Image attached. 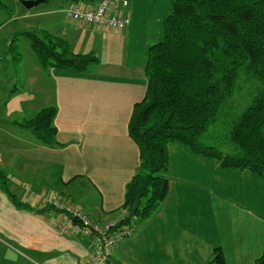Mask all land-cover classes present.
<instances>
[{"label":"crops","instance_id":"1","mask_svg":"<svg viewBox=\"0 0 264 264\" xmlns=\"http://www.w3.org/2000/svg\"><path fill=\"white\" fill-rule=\"evenodd\" d=\"M128 1L122 14L131 23L122 33L68 20V27L61 28L53 23L61 12L50 9L19 10L21 15L7 22L44 18L50 27L33 24L32 31L65 40L75 54L92 53L98 64L86 73L46 69L30 43L19 75L11 71L15 87L0 90V170L7 175L6 183L0 180V264L91 260L92 239L76 231L60 234L67 214L37 212L57 199L101 224L120 223L130 215L123 206L140 167V151L128 125L134 105L145 97L148 50L160 36L161 16L155 33L141 17L138 1ZM169 11L166 0L162 14H168L162 20ZM2 12L0 7V28ZM22 33L10 32L0 61L7 60ZM45 108L56 109V148L18 125ZM168 180L166 200L151 218H138L135 233L114 251L116 264H210L216 249L225 264H255L264 257V182L258 175L224 168L171 144ZM10 196L33 210L15 206Z\"/></svg>","mask_w":264,"mask_h":264},{"label":"trees","instance_id":"2","mask_svg":"<svg viewBox=\"0 0 264 264\" xmlns=\"http://www.w3.org/2000/svg\"><path fill=\"white\" fill-rule=\"evenodd\" d=\"M87 1L94 5L101 0H74ZM168 1L162 33L148 50L145 97L134 105L128 125L140 151V167L126 188L123 208L130 214L141 195L135 216L141 220L151 218L168 196L171 144H181L224 168L252 172L264 182V0ZM0 7L5 9L2 2ZM19 36L29 40L46 69L86 73L98 64L94 54H75L65 40L46 31ZM247 86L249 105L231 115L230 103ZM55 116L56 109L45 108L18 125L44 146L56 148ZM6 179L0 170V180ZM10 198L15 206L33 210ZM52 210L70 218L52 203L37 212ZM130 222L128 216L115 224ZM210 264H225L220 249ZM255 264H264V257Z\"/></svg>","mask_w":264,"mask_h":264},{"label":"built area","instance_id":"3","mask_svg":"<svg viewBox=\"0 0 264 264\" xmlns=\"http://www.w3.org/2000/svg\"><path fill=\"white\" fill-rule=\"evenodd\" d=\"M128 7V0H101L94 5H71L64 10V14L70 22L94 26L104 31L122 33L131 23L130 18L122 14V11ZM52 204L60 210L66 211L70 216L68 223L59 229L61 235L76 231L92 239L94 254L91 260L85 264H116L113 259L115 249L122 241L135 233L134 227L131 226L119 227L115 223L95 222L86 214L61 200L57 199Z\"/></svg>","mask_w":264,"mask_h":264},{"label":"rangeland","instance_id":"4","mask_svg":"<svg viewBox=\"0 0 264 264\" xmlns=\"http://www.w3.org/2000/svg\"><path fill=\"white\" fill-rule=\"evenodd\" d=\"M2 4L4 5L3 12L1 14L2 19V27L0 28V56L3 55L4 50L1 48V46L4 45L6 38L9 37V34L12 30H16V32H28L34 30L32 27L33 24H35L36 28H46L48 23L41 20V18H38L36 21H30L24 22V21H18L17 23H10L8 24V20L15 19L16 17H19V10L22 12L27 11H46V10H54L61 12L60 14H57L55 17V20L53 23H55L57 26L63 28L68 27V22L64 14V10L68 9L71 5L76 4L74 0H51L48 1L45 4H42L38 6L37 8H34L32 10H26L17 0H0ZM139 5V10L141 12V17L143 15V20L146 19V21L149 22V27L151 26L152 30L156 33L157 32V23L159 21V16H161V22H160V34L162 33V23H163V17L166 16L168 13H163L162 10L165 5L166 0H137ZM81 3V2H80ZM163 7V8H161ZM161 12L159 14L158 12ZM47 21V20H45ZM50 27V25L47 27V29ZM51 32H53L51 30ZM17 43L13 44V49L9 50L10 56H8L6 61H0V90L4 87V89L9 90L10 86L15 87V77L13 78V82L11 81L13 77V73L11 74L12 69L19 75V70L22 69L21 64L24 62L26 58H28L30 53V42L21 36H18ZM11 51V52H10ZM24 58V59H22ZM19 77V76H18ZM248 86L246 87V90L243 91V93L238 94L234 100L230 103L231 108L233 105V109L231 110V115L235 116L237 112L243 111L250 102L249 98V89L247 90ZM8 92V91H7ZM7 92H5V95H7ZM1 95V94H0ZM8 111V107H5ZM3 112L0 110V114ZM20 119V118H18ZM141 222L138 220V218L131 219L130 226L135 227L137 224L139 225ZM149 247H152V244H149ZM153 259V257H152Z\"/></svg>","mask_w":264,"mask_h":264},{"label":"water","instance_id":"5","mask_svg":"<svg viewBox=\"0 0 264 264\" xmlns=\"http://www.w3.org/2000/svg\"><path fill=\"white\" fill-rule=\"evenodd\" d=\"M48 0H30V1H21L20 4L26 9V10H32L34 8H37L38 6L47 3ZM141 198L142 196L140 195L132 212L130 213L129 217L131 219L135 218L137 212L139 211L141 207Z\"/></svg>","mask_w":264,"mask_h":264}]
</instances>
